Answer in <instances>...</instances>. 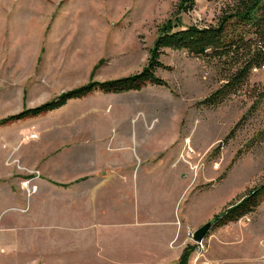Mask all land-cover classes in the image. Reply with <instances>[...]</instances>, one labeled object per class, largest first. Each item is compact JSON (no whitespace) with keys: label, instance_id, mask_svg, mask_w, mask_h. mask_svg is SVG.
Wrapping results in <instances>:
<instances>
[{"label":"rangeland","instance_id":"obj_1","mask_svg":"<svg viewBox=\"0 0 264 264\" xmlns=\"http://www.w3.org/2000/svg\"><path fill=\"white\" fill-rule=\"evenodd\" d=\"M235 1L198 0L181 20L216 24ZM177 2L0 0V120L91 80L138 73ZM160 60L168 68L156 73L169 87L95 91L39 116L0 123V242L74 241L68 228L55 234L25 217L37 190L32 182L43 174L33 157L43 149L30 143L40 146L42 134H146L149 151L169 140L162 163L185 168L186 189L172 216L180 234L171 245H194L188 264H264V199L238 221L211 227L201 243L191 236L264 183V67L252 69L243 89L208 106L201 100L223 82L214 62L172 48ZM175 182L179 197L183 183ZM162 215L169 217L166 208ZM144 244L154 251V241Z\"/></svg>","mask_w":264,"mask_h":264},{"label":"crops","instance_id":"obj_2","mask_svg":"<svg viewBox=\"0 0 264 264\" xmlns=\"http://www.w3.org/2000/svg\"><path fill=\"white\" fill-rule=\"evenodd\" d=\"M145 138L118 132L42 134L40 146L26 140L43 149L33 156L43 174L32 182L37 190L25 217L55 234L68 228L74 241L0 242V264H178L184 247L171 245L180 234L172 216L186 189L185 168L162 163L169 140L153 152ZM175 180L183 183L179 197ZM148 239L153 252H146Z\"/></svg>","mask_w":264,"mask_h":264},{"label":"trees","instance_id":"obj_3","mask_svg":"<svg viewBox=\"0 0 264 264\" xmlns=\"http://www.w3.org/2000/svg\"><path fill=\"white\" fill-rule=\"evenodd\" d=\"M197 4L198 0H178L175 12L160 27L147 64L138 73L105 81L91 80L86 85L68 89L40 105L9 115L0 123L39 116L63 107L71 99L83 98L95 91L123 93L141 90L147 85L169 87L168 81L156 73L160 68H168L160 60L166 48L183 50L189 55L214 62L223 82L209 96L204 97L201 103L208 106L221 104L228 96L246 86L252 69L264 67V0H236L229 11L218 17L216 24L202 27L196 23L185 25L181 20L182 14L194 10ZM262 199L264 183L251 188L239 200L214 215V227L236 222L253 213ZM193 250L194 245L188 244L178 264H188Z\"/></svg>","mask_w":264,"mask_h":264},{"label":"water","instance_id":"obj_4","mask_svg":"<svg viewBox=\"0 0 264 264\" xmlns=\"http://www.w3.org/2000/svg\"><path fill=\"white\" fill-rule=\"evenodd\" d=\"M214 226V221L213 219L205 222L203 225H201L200 227L194 229V231L192 232V239L194 241H196V243L198 241H202L205 236L210 232L211 227Z\"/></svg>","mask_w":264,"mask_h":264},{"label":"built area","instance_id":"obj_5","mask_svg":"<svg viewBox=\"0 0 264 264\" xmlns=\"http://www.w3.org/2000/svg\"><path fill=\"white\" fill-rule=\"evenodd\" d=\"M28 182H30V181L27 179L25 183L28 184ZM203 240H204V239H203ZM203 240H202V241H203ZM195 243H196V242H195ZM199 243H201V241H198V242H197V244H199Z\"/></svg>","mask_w":264,"mask_h":264}]
</instances>
